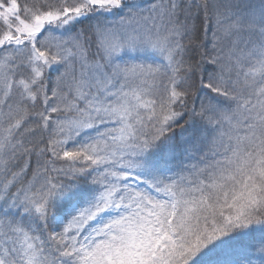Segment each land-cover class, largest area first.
Masks as SVG:
<instances>
[{
	"label": "snow or ice",
	"instance_id": "snow-or-ice-1",
	"mask_svg": "<svg viewBox=\"0 0 264 264\" xmlns=\"http://www.w3.org/2000/svg\"><path fill=\"white\" fill-rule=\"evenodd\" d=\"M0 264H264V0H0Z\"/></svg>",
	"mask_w": 264,
	"mask_h": 264
}]
</instances>
